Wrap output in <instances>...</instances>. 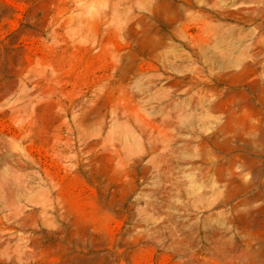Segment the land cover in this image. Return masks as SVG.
<instances>
[{
    "label": "rangeland",
    "instance_id": "374dc122",
    "mask_svg": "<svg viewBox=\"0 0 264 264\" xmlns=\"http://www.w3.org/2000/svg\"><path fill=\"white\" fill-rule=\"evenodd\" d=\"M264 0H0V264H264Z\"/></svg>",
    "mask_w": 264,
    "mask_h": 264
},
{
    "label": "bare ground",
    "instance_id": "6f19581e",
    "mask_svg": "<svg viewBox=\"0 0 264 264\" xmlns=\"http://www.w3.org/2000/svg\"><path fill=\"white\" fill-rule=\"evenodd\" d=\"M261 10H264V8H262Z\"/></svg>",
    "mask_w": 264,
    "mask_h": 264
}]
</instances>
